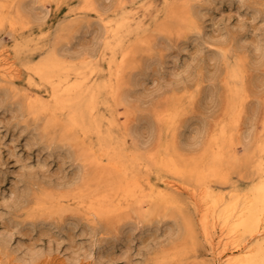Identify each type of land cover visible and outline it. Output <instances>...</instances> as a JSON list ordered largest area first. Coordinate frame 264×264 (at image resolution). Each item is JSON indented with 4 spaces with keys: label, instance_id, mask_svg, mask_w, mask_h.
I'll return each instance as SVG.
<instances>
[{
    "label": "rangeland",
    "instance_id": "obj_1",
    "mask_svg": "<svg viewBox=\"0 0 264 264\" xmlns=\"http://www.w3.org/2000/svg\"><path fill=\"white\" fill-rule=\"evenodd\" d=\"M79 1L0 0V5H7L0 17L5 18L8 8L17 17L19 13L25 16L31 11V18H22L15 33H11L8 22L0 26V41L7 43L9 49L14 38L28 39L30 42L23 49L22 57L35 59L34 62L43 52L68 43L71 50L81 48V45H84L83 50L89 46L97 50V28L103 24H99L95 12L84 11L81 5L76 7ZM196 1L202 7L195 15L201 27L199 35L158 30V25L170 19L168 8L180 0H140L150 8L142 26L145 36L139 37H147V42L136 41V32L124 34V43L132 52L127 56L121 80L114 79L112 83H120V93H130L137 98L131 96L133 108L119 109V112L129 114L131 122H137V126L136 122L134 124L139 130L135 135L137 139L149 137L153 114L162 111L167 104L170 107L171 103L178 111V122L174 126L175 129L181 126L177 130V141L183 148L197 135L194 127L202 122L222 120L228 96L227 66L222 61L224 53L231 65L237 61L242 65L236 86L231 85L244 99L240 111L234 114L235 117L238 115L237 125L243 129L252 128L259 136L264 131V0ZM129 2L126 0L127 5ZM101 4V8H111L108 19L122 18L123 10L117 0L102 1ZM70 8H75L79 16L59 28L70 14ZM10 58L15 61L14 52H10ZM18 64L20 66V62ZM20 69L17 85L25 87L27 70L21 66ZM103 74L107 75L106 69ZM132 77L137 85H131ZM3 88L6 89L0 84V91ZM1 93L0 264H202L205 261L201 253L207 251V243L198 213L194 212L186 194L182 196L183 207L195 223L198 237L195 245L177 237L170 218L165 223H136L138 217L130 214L134 219L124 225L125 215L93 220L73 205H56L53 199L57 195H62L65 200L73 195L63 188L77 182L82 168L81 162L76 160L77 147L63 137L60 124L48 122L45 115H26L19 110L17 103L22 100L21 96ZM107 97L104 95L99 100L102 111L101 104ZM156 125L161 130L166 127ZM169 131L162 132L164 141H172ZM166 174L161 173L162 176ZM228 174V183L219 185L224 192L235 185L238 189L249 185L247 173L230 168ZM155 177H151L154 183L158 181ZM212 184L216 190L217 184ZM42 189L47 199L43 198L45 202L35 209L31 200L42 199ZM165 212L161 209L159 213L164 215ZM155 216H149L148 220Z\"/></svg>",
    "mask_w": 264,
    "mask_h": 264
},
{
    "label": "bare ground",
    "instance_id": "obj_2",
    "mask_svg": "<svg viewBox=\"0 0 264 264\" xmlns=\"http://www.w3.org/2000/svg\"><path fill=\"white\" fill-rule=\"evenodd\" d=\"M102 1L108 0H80L75 5H81L84 11L95 12L99 24H103L97 28V50L94 46L83 50L84 45L71 50L68 43L43 52L34 62L35 59L22 57L23 49L30 42L28 39L14 38L9 49L7 43L0 41V84L7 89L3 88L1 94L21 96L22 100L17 103L19 110L26 115H45L48 122L60 124L63 137L77 147L76 160L82 167L77 182L61 187L73 195L67 200L57 195L53 202L61 207L73 205L93 220L125 215L124 225L134 219L130 214L138 217L136 223H165L170 218L177 237L195 245L198 238L195 223L183 207L182 196L186 194L194 212L198 213L208 247L205 253H201L205 256L202 264H264V131L259 136L252 128L243 129L237 125L238 115L234 116L244 100L237 89L231 88L233 84L236 86L241 61L231 65L228 55L223 54L228 86L224 118L194 127L197 135L186 144V148L177 141V130L181 126L175 129L179 115L173 103L153 114L154 124H151L149 137L137 139V122H131L128 113L119 112L120 108H133L131 96L137 98L130 93H120V83L117 82L121 80L127 56L132 52L124 43V34L136 32V41L146 43L147 37H139L145 36L142 26L150 8L140 0H130V5L126 0H117L123 15L120 20H114L108 19L110 6L101 8ZM5 8L7 5H0L1 14ZM201 9L196 0H180L168 8L167 17L170 19L158 25V30L196 32L199 35L201 27L195 15ZM30 12L25 16L19 13L17 17L8 8L5 18L0 17V26L8 22L11 33H15L22 18H31ZM69 12L59 28L79 16L75 8H70ZM10 52H14L15 61L11 60ZM17 61L27 70L25 87L17 85L21 73ZM104 69L107 70L106 76ZM114 79L117 81L115 85L112 83ZM129 81L131 85H137L135 78ZM104 95L108 97L101 104L102 111L99 100ZM155 121L166 127L161 130ZM168 129L172 132V141L169 142L161 136ZM230 168L247 173L249 185L243 189L235 185L224 192L219 185L228 183ZM163 172L171 178L162 176ZM153 176L161 182L154 183ZM212 183L217 184L216 190H213ZM43 191L42 199L31 200L35 209L45 202L43 198L47 199ZM161 209L167 212L161 215ZM151 215L156 216L148 220Z\"/></svg>",
    "mask_w": 264,
    "mask_h": 264
}]
</instances>
